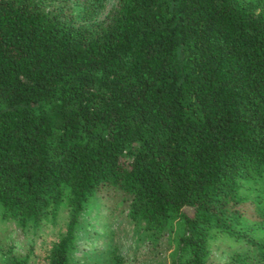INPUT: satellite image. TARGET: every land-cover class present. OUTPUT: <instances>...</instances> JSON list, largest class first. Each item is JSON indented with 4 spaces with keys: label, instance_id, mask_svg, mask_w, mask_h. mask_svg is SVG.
<instances>
[{
    "label": "trees",
    "instance_id": "1",
    "mask_svg": "<svg viewBox=\"0 0 264 264\" xmlns=\"http://www.w3.org/2000/svg\"><path fill=\"white\" fill-rule=\"evenodd\" d=\"M99 195L168 264H264V0H0V264H85Z\"/></svg>",
    "mask_w": 264,
    "mask_h": 264
},
{
    "label": "rangeland",
    "instance_id": "2",
    "mask_svg": "<svg viewBox=\"0 0 264 264\" xmlns=\"http://www.w3.org/2000/svg\"><path fill=\"white\" fill-rule=\"evenodd\" d=\"M82 226L72 253L75 262H96L103 259L99 254L104 251L118 249L124 256L125 264H168L164 256H151L148 246L137 242L125 205L118 197L99 195L92 198L84 211ZM0 242L12 244L16 251L24 252L30 237L22 233L14 221L0 218ZM41 243V240H36L37 252ZM220 263L223 262L220 260Z\"/></svg>",
    "mask_w": 264,
    "mask_h": 264
}]
</instances>
